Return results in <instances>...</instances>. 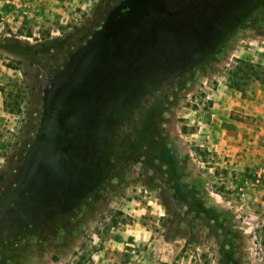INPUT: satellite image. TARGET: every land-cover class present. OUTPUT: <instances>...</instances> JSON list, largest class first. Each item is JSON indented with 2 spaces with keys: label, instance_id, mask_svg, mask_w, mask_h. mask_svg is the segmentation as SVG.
Returning <instances> with one entry per match:
<instances>
[{
  "label": "rangeland",
  "instance_id": "obj_1",
  "mask_svg": "<svg viewBox=\"0 0 264 264\" xmlns=\"http://www.w3.org/2000/svg\"><path fill=\"white\" fill-rule=\"evenodd\" d=\"M258 1L198 65L211 0H0V264H264Z\"/></svg>",
  "mask_w": 264,
  "mask_h": 264
},
{
  "label": "trees",
  "instance_id": "obj_2",
  "mask_svg": "<svg viewBox=\"0 0 264 264\" xmlns=\"http://www.w3.org/2000/svg\"><path fill=\"white\" fill-rule=\"evenodd\" d=\"M172 1L174 0H166V3L173 7ZM205 1L206 0H197V4L199 5L198 8H200ZM231 2L230 0L223 2L222 0H211V3L209 2L207 6L203 5L200 10H196L194 21L203 20L201 23L195 22L192 24L191 27L193 28H187L188 30H186V32L192 37V40H188L189 43L194 48L200 49L199 52H201V56L197 59L198 65L208 64L212 59L210 57L218 53L235 32L241 29L255 15L259 8L258 0H242V4H239L240 1ZM210 13H212L213 16H210ZM161 16L172 18V16L165 14ZM194 34L197 37L194 38ZM237 61L238 64L229 72L228 81L232 87L238 90L239 86L234 77L237 75L245 77L251 74L255 78H259L261 67L245 60L238 59ZM243 67H245V71L241 69ZM86 196V193H82V201Z\"/></svg>",
  "mask_w": 264,
  "mask_h": 264
},
{
  "label": "built area",
  "instance_id": "obj_3",
  "mask_svg": "<svg viewBox=\"0 0 264 264\" xmlns=\"http://www.w3.org/2000/svg\"><path fill=\"white\" fill-rule=\"evenodd\" d=\"M263 170V172H264V168L262 169ZM261 177V178H260ZM264 178L262 177V176H260V175H258V177L256 178V180L259 182L260 180H263Z\"/></svg>",
  "mask_w": 264,
  "mask_h": 264
},
{
  "label": "crops",
  "instance_id": "obj_4",
  "mask_svg": "<svg viewBox=\"0 0 264 264\" xmlns=\"http://www.w3.org/2000/svg\"><path fill=\"white\" fill-rule=\"evenodd\" d=\"M244 108V107H243ZM243 111H245L246 112V110H245V108H244V110ZM248 113H250V112H248Z\"/></svg>",
  "mask_w": 264,
  "mask_h": 264
}]
</instances>
